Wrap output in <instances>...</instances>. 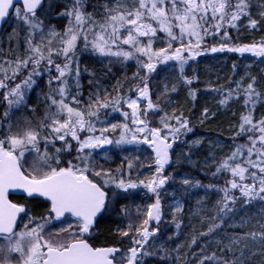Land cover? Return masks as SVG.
Masks as SVG:
<instances>
[{
	"label": "snow or ice",
	"instance_id": "6c2138e0",
	"mask_svg": "<svg viewBox=\"0 0 264 264\" xmlns=\"http://www.w3.org/2000/svg\"><path fill=\"white\" fill-rule=\"evenodd\" d=\"M254 32L264 0H0V264H264ZM214 54L249 61L205 89L241 109L228 143L185 114Z\"/></svg>",
	"mask_w": 264,
	"mask_h": 264
},
{
	"label": "trees",
	"instance_id": "16d2710c",
	"mask_svg": "<svg viewBox=\"0 0 264 264\" xmlns=\"http://www.w3.org/2000/svg\"><path fill=\"white\" fill-rule=\"evenodd\" d=\"M8 31H11V29H8ZM235 35V34H234ZM261 35H264V33H243L241 35V40L243 42H251L253 39L258 40ZM215 55V59H205L202 60L199 65V72H200V80L198 83L194 85L196 89H198V92L200 95L198 96V100L196 103V108L192 110L191 113H189L187 110L185 111L186 115H190V118L192 120V123L196 127V131L205 137H207L210 140H217L219 139L222 143H228V125L230 121L233 119H238L239 111L241 110L239 105H230L228 111H224L223 109L218 110L216 107V100L218 97L215 96V94L206 92V86L209 81H211L213 84L217 81V76L220 77L219 83L223 85H227V78L232 76L231 72V66H232V59H237V63L241 65V72L243 73V63H241V59L237 58L234 54H219ZM232 57V58H229ZM89 67H99V65H93L90 61H88ZM260 68H264V65H253V70L255 72H259ZM188 72L191 74L192 69H188ZM119 75V73H117ZM236 78H239L238 76ZM84 83H87V79H85ZM35 97V94H33V99ZM176 99L182 103L186 104L187 108H192V101L186 99V90H181V93ZM207 105L210 107L213 111H217V117L215 120H213L211 123L206 124L205 126H200L199 124V116L200 112L203 108V106ZM236 109L237 111V117H232V109ZM259 111L257 112V117L259 116ZM208 140H205V146L201 150V152L194 156L193 159H202L204 155L208 152ZM228 149L225 148L224 151H227ZM114 162L111 164L112 167H115L117 164L120 163V159L114 157ZM108 166V165H106ZM203 178V177H201ZM201 194H203L201 192ZM194 206V201H193ZM189 210V205L185 206V225L187 226L185 228V233L190 237L191 235V226L189 225V217L187 215ZM191 224L196 225V228L199 229V223L198 218L192 217L191 218ZM176 243H184L186 245L187 241L185 240V235H181L180 238L176 241ZM173 247H175V244H173Z\"/></svg>",
	"mask_w": 264,
	"mask_h": 264
},
{
	"label": "rangeland",
	"instance_id": "374dc122",
	"mask_svg": "<svg viewBox=\"0 0 264 264\" xmlns=\"http://www.w3.org/2000/svg\"><path fill=\"white\" fill-rule=\"evenodd\" d=\"M247 63H249L248 60H244V61H243V64H247ZM242 74H243V73H242ZM242 74H241V75H242Z\"/></svg>",
	"mask_w": 264,
	"mask_h": 264
}]
</instances>
